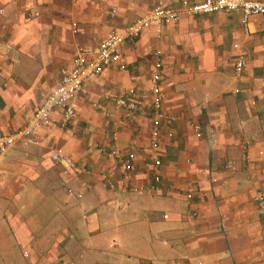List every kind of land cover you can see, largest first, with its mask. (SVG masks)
I'll return each mask as SVG.
<instances>
[{
  "label": "crops",
  "instance_id": "obj_1",
  "mask_svg": "<svg viewBox=\"0 0 264 264\" xmlns=\"http://www.w3.org/2000/svg\"><path fill=\"white\" fill-rule=\"evenodd\" d=\"M158 1L0 0V131L25 128L77 47L96 50ZM120 48L119 62L86 83L89 96L79 97L67 128L40 129V146L17 144L0 158V264H129L132 253L123 257V245L110 246L119 230L109 215L116 206L120 213L125 207L123 219L138 210L149 215L136 232L148 229L153 258L137 253L136 264H264V223L254 200L264 191V17L253 16L245 31L236 13L181 16L160 37L150 26ZM157 60L163 111L176 121L162 124L158 190L138 195L123 186L108 155L115 136L123 154L136 156L130 185L152 181L150 78ZM130 89L147 111L134 120L101 98ZM51 151L89 174L52 164ZM104 175L113 188L103 187Z\"/></svg>",
  "mask_w": 264,
  "mask_h": 264
},
{
  "label": "built area",
  "instance_id": "obj_2",
  "mask_svg": "<svg viewBox=\"0 0 264 264\" xmlns=\"http://www.w3.org/2000/svg\"><path fill=\"white\" fill-rule=\"evenodd\" d=\"M73 2L76 0H72ZM176 6V7H175ZM223 12L226 14L236 13L240 16L241 25L245 31L249 30L250 19L253 16L264 17V1L259 0H159L152 9L137 18L130 25L126 26L121 33L112 31L102 38L97 49L84 50L76 48L72 63L60 70V81L44 100L42 105L28 121L25 128L13 134H3L0 131V158H2L12 147L19 144L23 147H38L40 143L35 139V133L43 128L57 125L60 129L67 128L74 116L75 105L81 95L89 96L85 92V85L92 78L100 75L105 69L117 64L121 58V44L125 39H136L142 31L150 26L154 27L155 35L160 37L163 26L169 23H176L181 16L193 17L198 15L213 14ZM73 32H76V25L73 24ZM160 52H155L158 57ZM244 66V57L239 56L234 65V72L237 78L240 77ZM159 60L154 64V70L150 78V114L154 118L149 132V148L152 151L154 169L152 181L146 188H135L130 185L132 182V170L136 156L133 152L123 154L113 137V145L109 151V157L117 164L118 174L123 186L132 190L138 195H143L146 191H156L161 183L157 165L159 163V149L161 143L162 124H172L176 118L165 113L162 107V93L159 85ZM122 70L124 67L119 65ZM136 91L130 89L123 91L116 96L102 95L103 100L111 101L118 110L124 112L128 120H134L136 116L145 114L139 104L132 101ZM99 101H96L97 105ZM193 131L198 135L200 130L193 126ZM170 139L172 133L168 132ZM49 161L55 165H63L74 174H89V170L76 165L69 157L59 151H51L48 156ZM103 187L113 188V183L103 176ZM186 199H191V194L186 195ZM255 203L258 212L264 223V191L255 195Z\"/></svg>",
  "mask_w": 264,
  "mask_h": 264
},
{
  "label": "rangeland",
  "instance_id": "obj_3",
  "mask_svg": "<svg viewBox=\"0 0 264 264\" xmlns=\"http://www.w3.org/2000/svg\"><path fill=\"white\" fill-rule=\"evenodd\" d=\"M144 199L145 198H142L143 201H144ZM137 202H139V200L132 199L133 207L137 208V205H136ZM125 211H126V209L124 207L123 212L120 213L117 210V206L115 209L113 208L111 211H109V213H110L109 215L111 216L112 219H114L113 221L117 220V223L119 224L118 233L116 234L114 232V242L111 241L110 246L111 247H118V246L123 245V249L118 254V255H120L122 253L123 257L127 254V252L132 253V256L134 258L129 260V264L138 263L139 257L136 258L137 255H135L137 253H138V255H140V257L147 256L149 258H153V254L150 253V250L148 248L149 241H150V235L148 234V229L142 228L143 236H141V235L137 236V232H136V230L138 228H141L143 225L146 224V221H147L146 218H149V215L145 214L144 211L138 210V214H136V218L132 217L131 215H128V220H129L128 221L127 219H123L125 217V215H124ZM114 216H116V217H114ZM141 219H143V221ZM111 235H113V233H111ZM115 237H117L116 242H115ZM123 237L125 238L124 244H122V242L120 241V239ZM140 237L145 238V242L143 241V243H142L141 242L142 238H140ZM92 238H96V237L91 236V237H88L84 241L83 251L85 250V246L86 247L90 246V242H91ZM107 238L110 239L112 237H106V239ZM117 243H118V245H117ZM154 253L157 256H160V254L158 252H154ZM122 260H123V258H122ZM122 260H121V262H122Z\"/></svg>",
  "mask_w": 264,
  "mask_h": 264
}]
</instances>
